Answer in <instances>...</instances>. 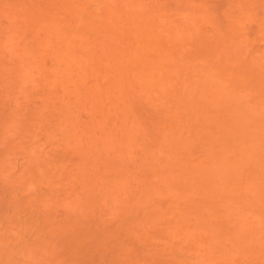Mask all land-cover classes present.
Returning <instances> with one entry per match:
<instances>
[{
	"label": "rangeland",
	"instance_id": "374dc122",
	"mask_svg": "<svg viewBox=\"0 0 264 264\" xmlns=\"http://www.w3.org/2000/svg\"><path fill=\"white\" fill-rule=\"evenodd\" d=\"M0 264H264V0H0Z\"/></svg>",
	"mask_w": 264,
	"mask_h": 264
}]
</instances>
